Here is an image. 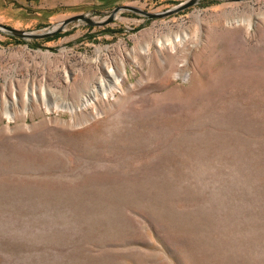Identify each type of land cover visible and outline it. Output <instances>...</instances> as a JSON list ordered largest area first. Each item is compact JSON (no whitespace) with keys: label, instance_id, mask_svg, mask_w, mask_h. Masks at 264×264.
Segmentation results:
<instances>
[{"label":"rangeland","instance_id":"rangeland-1","mask_svg":"<svg viewBox=\"0 0 264 264\" xmlns=\"http://www.w3.org/2000/svg\"><path fill=\"white\" fill-rule=\"evenodd\" d=\"M184 1L0 0V23ZM57 35L0 32V264H264V0Z\"/></svg>","mask_w":264,"mask_h":264},{"label":"water","instance_id":"water-1","mask_svg":"<svg viewBox=\"0 0 264 264\" xmlns=\"http://www.w3.org/2000/svg\"><path fill=\"white\" fill-rule=\"evenodd\" d=\"M199 1L201 0H186L176 6H173L171 8H168V9L156 12V13L147 12L135 6L117 5L109 12L106 18L101 21H94L93 19L89 18L86 15H76V16L68 17L64 19L63 21H61L59 24L52 26L46 29L45 31H42L39 33L15 29V28H12V27H9V26H6L0 23V32L10 37L20 39V40H25V41L26 40H43V39L51 38L61 33L64 30V28L70 23L82 22L89 27H103V26H106L112 23V21L115 19L116 14L120 12H124V11L131 12V13H134L140 16H144L148 19H160V18H164V17L177 14L190 7H193ZM228 1L243 2L247 0H228Z\"/></svg>","mask_w":264,"mask_h":264},{"label":"bare ground","instance_id":"bare-ground-1","mask_svg":"<svg viewBox=\"0 0 264 264\" xmlns=\"http://www.w3.org/2000/svg\"><path fill=\"white\" fill-rule=\"evenodd\" d=\"M109 74H111V76L113 78H115V85H119V78L114 76V72L112 70L109 71ZM105 82L103 80L99 81L97 83L96 86H94L90 93L86 94L84 97L81 98V103L78 107H75L69 103H65L62 107L67 108L71 113L76 112V111H81L82 109H85L86 107H88L89 105H91L95 99L96 93L98 91H101L103 95H106L107 92L108 93H112L114 86L110 85L108 86V88L106 89L105 87ZM44 98V97H43Z\"/></svg>","mask_w":264,"mask_h":264},{"label":"trees","instance_id":"trees-1","mask_svg":"<svg viewBox=\"0 0 264 264\" xmlns=\"http://www.w3.org/2000/svg\"><path fill=\"white\" fill-rule=\"evenodd\" d=\"M58 35H55V36H53V37H51V38H48V39H46V41H48V40H51V39H54V38H56ZM12 40H14V41H16L17 43H20L21 42V40L20 39H16V38H11Z\"/></svg>","mask_w":264,"mask_h":264}]
</instances>
